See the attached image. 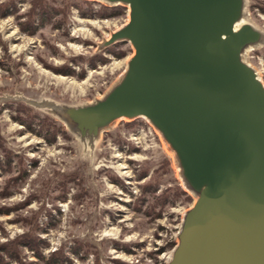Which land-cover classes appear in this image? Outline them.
Listing matches in <instances>:
<instances>
[{"label": "rangeland", "instance_id": "1", "mask_svg": "<svg viewBox=\"0 0 264 264\" xmlns=\"http://www.w3.org/2000/svg\"><path fill=\"white\" fill-rule=\"evenodd\" d=\"M30 2L16 1L17 14H25ZM48 4L61 15L33 34L20 29L16 13L0 17V137L16 156L9 172L0 168V245L34 225L46 243L44 261L18 246L22 264H46L54 253H61L62 264H167L195 197L157 130L144 118L119 119L90 147L34 105L91 103L119 80L133 49L127 42L98 45L128 22L129 8L97 0ZM111 8L120 13L107 15ZM245 20L264 32V0H245ZM244 60L264 83V45L250 48ZM20 106L35 112L33 130L15 119ZM19 157L25 173L13 180L21 173ZM0 256L16 264L1 247Z\"/></svg>", "mask_w": 264, "mask_h": 264}, {"label": "water", "instance_id": "2", "mask_svg": "<svg viewBox=\"0 0 264 264\" xmlns=\"http://www.w3.org/2000/svg\"><path fill=\"white\" fill-rule=\"evenodd\" d=\"M129 8L98 45L133 54L99 99L46 108L90 147L119 119H146L195 197L167 264H264V83L243 59L264 45L245 0H97Z\"/></svg>", "mask_w": 264, "mask_h": 264}, {"label": "trees", "instance_id": "3", "mask_svg": "<svg viewBox=\"0 0 264 264\" xmlns=\"http://www.w3.org/2000/svg\"><path fill=\"white\" fill-rule=\"evenodd\" d=\"M16 1H20L22 2V0H5L4 2L0 3V17L5 18L11 14L16 13L17 15V20L19 21V25H20V29L23 32H26L28 34H33L37 28H39L41 25H43L45 22L50 21L52 18L56 17L57 15H61V12L59 10H56L55 8H53L52 6H50L48 3L49 1L52 0H48V3L46 0H31L30 4V8L28 9V11L24 14H17V9L16 8ZM68 6V3L65 4V7ZM118 8H111V12L107 13V15H118ZM83 15V13H82ZM22 18L24 20H22ZM114 45V44H113ZM116 45V43H115ZM110 46L107 48L109 49ZM101 62H104L106 60V58L102 57L100 58ZM91 63L92 65H94V57L91 58ZM0 66H2L1 62H0ZM3 67V66H2ZM58 69V68H56ZM70 71V70H69ZM64 73H67L65 71H63ZM21 108L18 111V115L15 117V119H18L25 127L26 129H30L33 130L31 122L35 121V112H33L32 109L30 108H26L23 106H20ZM22 115H24V118H20ZM47 120H50L48 118H46ZM54 126V125H53ZM34 127V126H33ZM50 128V126H49ZM56 128V126L54 127ZM42 129H44L47 133H48V129L43 126ZM57 129V128H56ZM55 129V130H56ZM51 137L46 136V139L48 141L54 139V134L55 131L53 133H51ZM0 154L3 155L2 159L0 160V168L5 171V172H9L10 169L12 168V159L16 158L15 155L11 154V152L9 150H7V148L4 145L3 140L0 137ZM17 163L20 165L19 167L21 168V173L19 172V174L17 176H14L12 179H17L18 177H20V175L22 173H25L24 170V165L22 162V159L19 157ZM146 174L143 172L140 177L143 178ZM66 175L63 174V178H65ZM150 185L148 184V182L146 183V186ZM6 186V187H5ZM3 189H7L8 185H5ZM181 191V192H180ZM178 194H185V192L183 190H179ZM8 195V194H7ZM174 244H170L169 246H172ZM18 246H26L29 249L35 250L36 252V256H38V258L40 259V261H44V257L41 254V247L43 248L44 246H46V243L42 240H39L36 236H35V227L34 225L31 226V229H29L28 232H26L24 235L17 237L9 242H7L6 244H2L0 245L1 248H3V252L6 253V255L8 256V258L10 260H14L16 262V264H22L21 260L19 259L17 253V248ZM59 255V256H58ZM58 256V257H57ZM62 255L61 253H54L51 255L50 259H48L46 262V264H62ZM0 264H7L4 259L2 258V256H0Z\"/></svg>", "mask_w": 264, "mask_h": 264}, {"label": "bare ground", "instance_id": "4", "mask_svg": "<svg viewBox=\"0 0 264 264\" xmlns=\"http://www.w3.org/2000/svg\"><path fill=\"white\" fill-rule=\"evenodd\" d=\"M244 21L246 22L245 19H243V22H244ZM250 48H252V47H247V48L245 49V51H244V54H245V52L248 51ZM244 54H243V59H244Z\"/></svg>", "mask_w": 264, "mask_h": 264}]
</instances>
